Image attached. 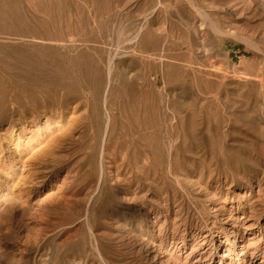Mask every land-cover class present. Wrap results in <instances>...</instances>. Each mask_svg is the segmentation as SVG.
<instances>
[{
  "label": "rangeland",
  "instance_id": "1",
  "mask_svg": "<svg viewBox=\"0 0 264 264\" xmlns=\"http://www.w3.org/2000/svg\"><path fill=\"white\" fill-rule=\"evenodd\" d=\"M0 264H264V0H0Z\"/></svg>",
  "mask_w": 264,
  "mask_h": 264
},
{
  "label": "bare ground",
  "instance_id": "2",
  "mask_svg": "<svg viewBox=\"0 0 264 264\" xmlns=\"http://www.w3.org/2000/svg\"><path fill=\"white\" fill-rule=\"evenodd\" d=\"M203 244V243H202ZM200 259V258H199ZM196 263V262H195Z\"/></svg>",
  "mask_w": 264,
  "mask_h": 264
}]
</instances>
